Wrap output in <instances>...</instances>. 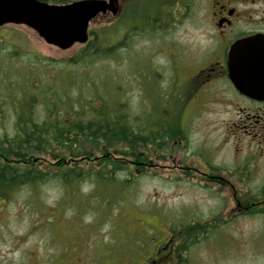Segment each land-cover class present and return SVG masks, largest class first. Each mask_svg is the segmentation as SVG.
Segmentation results:
<instances>
[{
	"label": "rangeland",
	"instance_id": "374dc122",
	"mask_svg": "<svg viewBox=\"0 0 264 264\" xmlns=\"http://www.w3.org/2000/svg\"><path fill=\"white\" fill-rule=\"evenodd\" d=\"M193 1L198 4L175 27L181 6L173 0H118L117 13L92 20L88 41L67 49L25 24L0 26V167L44 175L41 183L0 182V264H90L94 256L98 264H140L126 253L151 244L166 226L179 227L184 264L263 262L264 214L218 222L214 213L224 199L233 205L232 193L199 181L210 172L264 179V137L244 135L233 124L238 104L220 97L190 101V62L181 64L182 85L171 78L176 63L169 64L167 47L193 59L214 40L205 30L209 0ZM176 87L182 88L177 102ZM103 114L122 115L145 137L170 125L183 142L163 148L145 142L134 147L135 156L120 153L129 148L124 142L106 147L73 133L88 153L83 160L78 148L72 152L47 132L41 148L24 145L20 158L10 149L24 121L69 133L74 123L99 124ZM105 154L118 164L102 165ZM76 164L83 168L77 180L64 183L55 175ZM240 187L249 199H264V187ZM208 223L215 227L208 230Z\"/></svg>",
	"mask_w": 264,
	"mask_h": 264
},
{
	"label": "flooded vegetation",
	"instance_id": "af4514ba",
	"mask_svg": "<svg viewBox=\"0 0 264 264\" xmlns=\"http://www.w3.org/2000/svg\"><path fill=\"white\" fill-rule=\"evenodd\" d=\"M173 1L172 5L182 7L178 8L181 12L174 18L175 22L173 24L177 27L186 14L185 11L192 9L198 2L193 0L189 2L183 0ZM117 4H119L118 0ZM207 4L211 9V17L210 24L205 25V28H207L205 30L209 33L208 36L214 38V40L206 46L208 50L205 49L207 51L205 54L193 59L184 60V57L180 55L182 52L167 47L171 50L169 53L172 54L169 57V64L176 63L174 70L171 72V78L177 85H182L181 64L190 62L187 79L190 80L192 86L190 88L191 95L195 91L190 101L207 103L214 99L219 101L220 99L217 98L220 97L229 104H238L240 111L233 124L236 127L243 128L244 135L264 137V98L252 96L238 88L236 81L240 82L239 87L248 88L253 86L255 78L246 71L251 67L246 65L236 66L235 63L237 59H239V63H242L244 58H246L247 63V58L252 55H263L262 57H264V0H209ZM119 9L120 6H118ZM168 30L169 27L164 28V31L167 32ZM240 42L243 43L238 44V47L236 46L234 49V46ZM233 50L234 54L232 55ZM258 61L260 60L258 59ZM260 62L262 63L261 67L264 68V58ZM235 68L239 70V75H233ZM181 89V87H176L175 94L172 97L175 102L181 98L180 95L176 94ZM260 89H264V86L260 85ZM187 100H189V97H187ZM162 126L165 131L175 134L172 139L168 140V143L181 144L183 142L177 130L171 129L170 125H167V128L165 124ZM220 168L222 167L217 168V170L223 169ZM228 172L234 173L232 170ZM207 176L199 182L205 181L203 184H207L206 181H209L211 184L221 186L225 191L230 190L232 193L233 205H228V200L224 199L223 204L221 202V206H219V211L214 213V217L217 220L220 219L218 222H224L225 218H238L257 213L264 214V199H249L247 191H243L241 187L237 188L239 185L247 184L258 185L261 190L264 187V179H257L258 181L245 177L235 179L224 173L214 174L213 172L207 173ZM262 195L264 196V194ZM260 208L262 211H260ZM213 224L208 223V230L215 227ZM165 228V234L158 231V237L154 238L151 244L142 249L126 253L129 256L128 259H139L140 264H184L185 258L183 256L186 255H183V250H185V243L180 240L176 242L181 237V232L177 231L179 227L166 226ZM88 263L98 264L99 262L94 256L91 257ZM119 263L120 259L115 264ZM259 264H264V260L263 262L261 260Z\"/></svg>",
	"mask_w": 264,
	"mask_h": 264
},
{
	"label": "water",
	"instance_id": "95a60500",
	"mask_svg": "<svg viewBox=\"0 0 264 264\" xmlns=\"http://www.w3.org/2000/svg\"><path fill=\"white\" fill-rule=\"evenodd\" d=\"M116 2L117 0H73L66 3H51L43 0H0V26L6 23L25 24L33 28L46 42L67 49L75 43L88 41L90 22L98 14L108 10L117 13ZM242 43H237L234 49ZM262 56H249L247 63L246 58L242 63H239V59L235 60L236 66L251 67L246 71L255 78L253 86L248 88L239 87L240 82L236 81L238 88L259 98H264V89H260V85L264 86V68L261 67L260 62L264 58ZM233 72L234 76L239 75L238 69L235 68Z\"/></svg>",
	"mask_w": 264,
	"mask_h": 264
},
{
	"label": "trees",
	"instance_id": "16d2710c",
	"mask_svg": "<svg viewBox=\"0 0 264 264\" xmlns=\"http://www.w3.org/2000/svg\"><path fill=\"white\" fill-rule=\"evenodd\" d=\"M47 2H52V3H66V2H71L73 0H43ZM104 113V112H103ZM112 114L111 119H106L103 114L101 116V122L97 124L95 120L89 121L87 125H83L81 123H74L72 124L69 129L71 130L69 133L67 131H62L60 129H55V132H52L53 126H49L50 128H44V129H38L37 125L34 123L33 127H30V123L33 121L28 120V122L24 121V124L27 126L22 133H20L18 139L14 145L17 146L16 149H11L12 153L20 158L23 156L24 153L21 152L22 146L26 145L27 149L32 146V143H35L34 147H37L38 149L41 148V143L45 141L46 139L44 138L45 135L48 133L53 134V137L62 139L63 143H68V147H72V152H76L75 148H78L80 150L78 155L82 156L83 160L88 158V153L87 151H84L83 148L80 149L82 145L81 139L73 138L75 133L76 135H84L87 142H94L96 144L98 143H104L107 146L112 145L115 143V141L119 143L125 144L124 147L127 146L128 144V149H121L120 153L122 154H132V155H137V151H134V147L138 145L140 147L141 145H144L145 142H152L158 147H165V145L169 142V139H172V137L175 135L174 133H170L169 131L164 132H155L152 130L148 137L142 136L140 133H137L133 129H130L127 127V124L125 125V121H121V118L123 117L122 115H115ZM95 119V118H94ZM125 120V119H124ZM92 124L95 127H92ZM29 124V125H27ZM172 128V126H170ZM46 129V130H45ZM163 135H162V134ZM77 137V136H76ZM82 137V136H81ZM119 140V141H118ZM49 141L48 143H50ZM79 142V143H78ZM142 142V143H140ZM112 144V145H111ZM117 146V143H116ZM36 149V148H35ZM77 150V151H78ZM90 152V151H89ZM77 153H73L76 155ZM101 164H106V165H117L118 163L108 156V154H105L103 157H101ZM15 167H10V164L5 163L4 166L0 167V182L5 183L6 185H14L16 186L17 184H23V183H31V182H36V183H41L43 178V173L40 171L38 174L31 172V170H24V169H14ZM13 169V170H12ZM77 169H83L80 165L76 164L71 168H68L62 172L56 173L55 175L58 176L64 183L74 181L76 178L78 179V176L82 175V172ZM91 169L90 171L87 170L86 174L92 173ZM15 171V172H14ZM85 172V171H84ZM97 175H101V171L99 173H96ZM103 176V175H102ZM76 179V180H77ZM10 186V185H9Z\"/></svg>",
	"mask_w": 264,
	"mask_h": 264
}]
</instances>
